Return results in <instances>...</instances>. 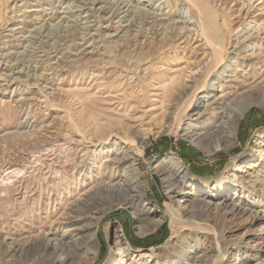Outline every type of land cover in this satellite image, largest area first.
Wrapping results in <instances>:
<instances>
[{"label": "rangeland", "instance_id": "obj_1", "mask_svg": "<svg viewBox=\"0 0 264 264\" xmlns=\"http://www.w3.org/2000/svg\"><path fill=\"white\" fill-rule=\"evenodd\" d=\"M92 1L10 0L0 10V240H5L0 258L8 261L10 253H21L19 263L2 264H50L25 252L29 245L22 244L43 237L58 238L68 247L70 238L88 246L97 242L95 253L89 247L78 250L75 264H106L116 236L124 254L120 264H264V138L256 141L264 133V0H205L217 22L230 29L223 94L214 81L212 101L245 97L252 103L240 119L234 144H224L211 156L183 132L188 123L207 118L193 111L195 99H188L219 69L210 71L211 50L197 34L190 2ZM148 50L153 60H170L169 79L184 73L178 92L188 93L181 102L182 109L187 107L177 119L169 116L174 104L161 103L162 91L149 87L144 71L130 68L128 60ZM87 97L99 106L94 117L104 132L100 135L113 131L107 140L95 136L93 118L81 111ZM135 132L146 137L144 146ZM115 141L141 150L144 201L158 211L148 218L158 219L167 208L183 215L194 199L193 193L169 192L152 170L171 152L194 176L185 179L186 186L207 188L230 170L233 196L214 201L208 223L166 220L143 235L137 227L145 217L110 197L74 212L97 186L108 183V171L98 176L95 170L112 163ZM259 152L261 159L241 162ZM86 166L91 169L81 173L77 185L73 175ZM112 183L120 178L113 177ZM215 205L221 206L219 214ZM93 233L94 240L89 239ZM11 239L14 245L8 248Z\"/></svg>", "mask_w": 264, "mask_h": 264}, {"label": "bare ground", "instance_id": "obj_2", "mask_svg": "<svg viewBox=\"0 0 264 264\" xmlns=\"http://www.w3.org/2000/svg\"><path fill=\"white\" fill-rule=\"evenodd\" d=\"M9 1L10 0H0V10L2 8L6 9V5L8 4ZM96 1L98 0H93L92 2H96ZM188 2H190L192 7L195 9L194 11H196L195 15H197L198 25H199V30L197 29L198 30L197 34H200L199 36L202 38V40L206 42V44L210 47V50H211L212 64L210 66V71L214 72L218 68L219 69H218V72H216V74L212 76L211 80L207 84L205 81L201 85V87H199L197 91H195V95H193L192 97H189L188 99L189 101H192V102L195 99L192 110L197 111L198 113H207L206 114L207 118L204 119L200 123H195V124L188 123L185 129L183 130V132L186 138L195 147L202 150L208 156H211L215 154L216 152H218L219 150L223 149L224 144L228 146H232L234 144V142L236 141V133H237V128H238L240 119L243 117L246 110L249 107H251L252 103L250 102L248 98H245V97L240 98L237 101H233V102L229 100L228 102H225V100L224 101L221 100L220 102L219 101L215 102L214 100L212 101V97L210 96V94L213 92L212 88L214 86V83H213L214 81H217L218 88L221 89L219 94H223L221 74L225 73L223 61L225 60V56L227 54V47L230 41V38L228 36L230 33L229 31L230 29L228 27L226 29L224 25H221L217 22V17L215 13L212 12L213 10L211 11L209 9L208 7L209 5L207 1L188 0ZM118 10H115V11L118 12ZM150 15L152 16V14ZM128 29H132V26L129 25V27H127V30ZM99 38H100V35H99ZM150 56H152V52L148 50L146 51V54H143V56H140L138 54L136 57L130 58L128 60L129 63H131L130 68L135 70V72H137L138 70L144 71L142 72L143 76L145 75V78L147 77L146 78L147 83L151 84V85L148 84L150 85L149 87L162 91V96H160V99L162 101L161 103L172 102L174 104V107L172 108L171 112H169L170 113L169 116L170 118L175 117L177 119V116H179L180 113H182V110L184 112V109L186 110V107H187L185 105L186 107L182 109L181 105L183 106V103L181 102L183 101L182 99L184 97L188 96V93L178 92V88L180 84H182V81L184 78L183 76L184 73H181V72L177 73L174 75V77L169 79L172 75V74H169L170 73L169 71L172 70V68L170 70V66H169L170 60L168 61L166 58L163 57L162 59H159L158 61H156V59L153 60L152 58H149ZM146 61L148 62L146 63ZM115 62H116L115 60H111L110 64L114 65L117 63ZM143 64L147 65V67L144 69H141L142 68L141 66ZM166 68L169 70H167ZM163 70H166V71H163ZM211 72H208V75ZM148 73L149 75H146ZM90 98L87 97L81 100V104H82L81 111H84V113L86 111L88 116H90V119L91 117L93 118L96 124V129L94 132L95 136L98 137L99 140H105V139L107 140L109 139L113 131H110V133L109 132L105 133L106 135L104 136L100 135L104 132L100 130L101 128L98 125L99 120L95 119L94 117V113L98 110L99 106L98 104H95L96 102H90L89 100ZM216 100H217V97H216ZM262 104L264 105V100L262 101ZM161 105L163 106V104ZM164 110L167 111V109H164ZM179 120H181V117L179 118ZM90 122H93V121L91 120ZM129 127L130 125L126 124V129ZM115 133L116 135H119L118 132H115ZM97 134H99V136H97ZM133 134H134V138L140 141L139 144L143 146L146 144V139H145L146 137L140 138L138 133L136 132ZM263 138H264V133L259 132L256 141L258 142L259 140ZM128 139L129 138L128 137L126 138V135L124 134L121 136V140H123L124 142H126ZM123 143L115 141L112 144L113 146H110L112 147L111 152L115 156L114 159L112 160V163L109 165H106L105 168H101L99 166L95 170L96 171L95 175H98V176L99 174H104L106 171H108V175L106 174L107 175L106 179L109 180L108 183L106 184L102 182L99 186H97L95 190L93 191V193L90 194L83 202L73 207L72 210L74 212H77V213L84 212L85 208H88L91 205H94L93 203H96V201L102 202L104 199L106 200L107 197H110L114 199L115 201L120 202V204L122 205L137 209L139 215L145 217L144 221H142L143 223L141 224V221H140L141 225L139 224V226L137 227V230L139 231V233L143 235L145 232L158 227L161 223H163L166 220L173 221V222L182 221L184 223H191V222H197V221L199 223H208L209 217H210L209 210L211 206L213 205L214 201H217V200H219V202L221 200H223L224 202L225 200L229 201L230 197L233 196V193H234L233 191H235L234 190L235 186L228 185V181H227L228 173L230 172V170L223 172L219 177L210 181V183L206 185L207 188L199 189L198 187H195L192 185L186 186V184H184L185 179L187 178L191 179V178H194V176L189 171L188 167L185 166V164L176 156V154L171 152V154L166 155L162 160L157 161L155 163V166H153L152 170L153 172L158 173L162 177L163 183L165 184L169 192H171L172 194H182L183 196H186L189 193H193L194 199L186 207L185 213L183 215L181 214L178 215L172 209L167 208V210L163 211L160 214V217L158 219L154 220V218H148L151 215L153 216L157 215L158 211L156 209H151L148 206V204L144 201V181L142 177V171L140 170V167L138 164V158L141 154V150H139V148L137 149H132L130 147L128 148ZM105 149H110V148H105ZM262 157H263V152H259L257 157L256 155H253L252 159H245L241 162L242 163L250 162V161L254 162L256 160L261 159ZM111 158H112V155H111ZM72 169H75V168L73 167L71 168V170ZM87 169H91V167L86 166L85 170L80 169L79 171L74 173L73 176H75V183H77V185H80L82 183L83 176L80 177L81 173L83 172L82 175L86 174ZM78 176L80 178H78ZM115 176L120 178V183H117V184L112 183V178ZM64 179L65 181H69L67 178H64ZM213 183L215 184L214 187L212 189L208 188ZM51 191L52 190L48 189L47 191L48 194ZM102 198L103 200H101ZM220 207H221L220 205H215V210H217V214H219L220 212ZM177 212L180 213V210H177ZM89 236H90L89 239L94 240L95 233ZM4 241L5 240H0V247L3 246ZM68 243H71L69 247L67 246L66 243L64 244L60 242L58 238L56 239L53 237L52 238L43 237L39 239L37 243H32V242L28 243L27 241H25L22 244L29 245V247L26 246L27 249L25 252L33 253L34 256H37L38 258H40V261L45 260V258H47L48 261H50V264H54L55 262H58L59 264H64V263L65 264L67 263L75 264L76 262H78V257L76 255L77 251L83 250L84 252V249L85 248L88 249V247L93 249V253L96 252L94 248L97 245V242H94V241L91 245L88 246V245H85V242L84 243L78 242L77 238L75 240L73 238H70V242ZM118 244H119V238L116 236V239H115L116 247L112 248L113 252L111 256L108 258V260L106 261V264H120V262H122L123 258L121 257L123 254V250L120 249ZM6 245L8 246V248H10L12 245H14V240L11 239V241L9 243H6ZM181 254H184V252H182ZM7 257L9 259V260L7 259L8 261H3L0 258V264L5 263V262H16V261H18L19 263L21 253L19 254L18 251L16 252L14 251L13 253H10L9 255H7Z\"/></svg>", "mask_w": 264, "mask_h": 264}]
</instances>
